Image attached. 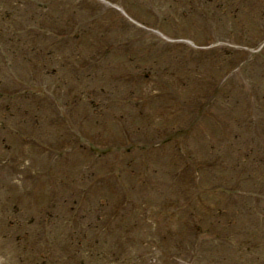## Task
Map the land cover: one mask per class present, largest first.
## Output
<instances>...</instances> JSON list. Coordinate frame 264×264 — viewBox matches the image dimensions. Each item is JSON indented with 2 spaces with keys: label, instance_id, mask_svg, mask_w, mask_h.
<instances>
[{
  "label": "rangeland",
  "instance_id": "rangeland-1",
  "mask_svg": "<svg viewBox=\"0 0 264 264\" xmlns=\"http://www.w3.org/2000/svg\"><path fill=\"white\" fill-rule=\"evenodd\" d=\"M53 1L58 4L52 8L54 19L64 17L61 12L74 16L79 55L93 52V62L85 69L79 61L71 64V43L68 46L63 38L54 42L49 36L55 24L44 26L49 35L41 37L33 32L31 20L20 16L26 12L22 9L9 25L10 33L6 26L0 34V87L18 91L13 94L16 102L0 104V264H76L73 260L79 258L85 264H257L264 258V189L245 182L234 188L227 202L214 184L234 175L226 135L234 142H249V148L261 143L257 151L264 149V85L252 61L260 50L252 38L261 35L256 17L264 14V0H78L79 6L77 0ZM4 55H9L5 62ZM42 65L44 75L39 77L34 70ZM239 70L244 82L234 75ZM31 85L43 86L59 104L60 123L55 124L56 112L45 99L28 104L22 97L20 89ZM89 85L96 86L95 91L106 88L112 98L109 107L89 106L92 99L84 91ZM37 96L42 98L43 91ZM115 102L125 103V108L112 109ZM37 106L42 110L38 116ZM64 111L69 119L61 118ZM114 111L130 120L140 115L142 128L186 126L192 137L185 143L206 156L226 147L222 156L228 166L204 173L206 192L199 186L190 192L193 218L206 232L199 230L176 246L174 237L167 238L168 221L157 211L152 212L154 220L134 219V241L119 230L131 226L127 222L114 227L113 234L102 232L104 241L91 247L100 246L94 255H71L77 249L69 227L73 217L61 213L64 203L59 198L75 189L81 208L88 209L108 197L116 181L114 169L120 166L123 175L129 174L131 158L121 155L115 163L105 146L115 145L110 133H120ZM73 126L76 132L67 133ZM16 131L19 136L10 137ZM68 138L81 148L75 150ZM94 145L106 153L97 154ZM145 154L153 167L168 162L155 156L150 145ZM133 190L127 204L140 206L137 183ZM143 190L151 196L146 185ZM124 201L120 195L116 203ZM80 218L81 223L88 220ZM104 223L99 221L100 230L112 227ZM83 229L91 231L86 224Z\"/></svg>",
  "mask_w": 264,
  "mask_h": 264
}]
</instances>
